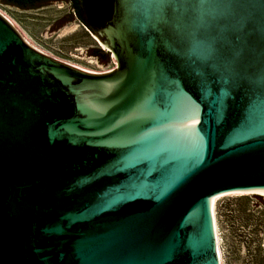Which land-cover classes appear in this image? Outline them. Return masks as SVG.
Returning <instances> with one entry per match:
<instances>
[{
	"label": "water",
	"instance_id": "water-1",
	"mask_svg": "<svg viewBox=\"0 0 264 264\" xmlns=\"http://www.w3.org/2000/svg\"><path fill=\"white\" fill-rule=\"evenodd\" d=\"M98 74L0 13V264H220L218 195L264 196V0H80Z\"/></svg>",
	"mask_w": 264,
	"mask_h": 264
},
{
	"label": "rangeland",
	"instance_id": "rangeland-1",
	"mask_svg": "<svg viewBox=\"0 0 264 264\" xmlns=\"http://www.w3.org/2000/svg\"><path fill=\"white\" fill-rule=\"evenodd\" d=\"M0 11L34 47L59 61L89 72L100 73L114 68L107 51H104L108 54L105 62H100L90 53L103 47L73 16L67 2H52L27 11L0 3ZM253 195L262 196L256 193L226 194L214 200L220 264H253L258 256L257 240L264 248V232L254 234V221L248 219V210H263L261 205L255 207ZM259 258L262 255L259 254Z\"/></svg>",
	"mask_w": 264,
	"mask_h": 264
},
{
	"label": "trees",
	"instance_id": "trees-1",
	"mask_svg": "<svg viewBox=\"0 0 264 264\" xmlns=\"http://www.w3.org/2000/svg\"><path fill=\"white\" fill-rule=\"evenodd\" d=\"M37 0H0V3L10 6V7H17V9H24V7H29L28 9L34 10L42 7L41 5L35 4ZM68 3L70 6L71 13L73 16H75L78 21L83 23L82 18L80 16V13L75 5L72 4L70 0H64ZM29 2V6L23 5V3ZM44 6V5H43ZM90 53L97 58L100 62H105L108 54L104 53V51L101 50H91ZM256 202L255 207L262 206L263 210H255V208L248 210V219L254 221L253 226L255 229H253L254 234H259V232H264V198L259 195H253L252 196ZM257 216L256 219L254 217ZM258 243V256L255 258L253 264H264V248L263 245L260 243V240H257ZM259 254L262 255V258H259Z\"/></svg>",
	"mask_w": 264,
	"mask_h": 264
},
{
	"label": "flooded vegetation",
	"instance_id": "flooded-vegetation-1",
	"mask_svg": "<svg viewBox=\"0 0 264 264\" xmlns=\"http://www.w3.org/2000/svg\"><path fill=\"white\" fill-rule=\"evenodd\" d=\"M64 0H37L36 2H34L35 4H38V5H46L48 3H52V2H62ZM72 2L73 5H75L80 13V16L82 18V6H81V1L80 0H70ZM23 5L25 6H29L30 3L29 2H26V3H23ZM17 8V7H15ZM29 7H24V9H20V10H24V11H27V10H30L28 9ZM82 21H83V18H82ZM101 51H105L104 49H102Z\"/></svg>",
	"mask_w": 264,
	"mask_h": 264
},
{
	"label": "bare ground",
	"instance_id": "bare-ground-1",
	"mask_svg": "<svg viewBox=\"0 0 264 264\" xmlns=\"http://www.w3.org/2000/svg\"><path fill=\"white\" fill-rule=\"evenodd\" d=\"M0 13L2 14V15H4L1 11H0ZM5 16V15H4ZM6 17V16H5ZM7 18V17H6ZM8 19V18H7ZM9 20V19H8ZM12 24H14V23H12ZM15 25V24H14ZM19 30V29H18ZM40 51V50H39ZM42 52V51H41ZM42 53H44V52H42ZM44 54H46V53H44ZM46 55H48V54H46ZM48 56H50V57H52L51 55H48ZM52 58H54V57H52ZM54 59H56V58H54ZM56 60H58V59H56ZM112 60H113V58H112ZM70 65V64H69ZM71 66H73V65H71ZM74 67H76V68H79V67H77V66H74ZM79 69H82V68H79ZM82 70H84V69H82ZM84 71H86V70H84ZM89 72V71H88ZM93 73H98V72H93ZM101 73H104V72H100V73H98V74H101ZM219 196V195H218ZM218 196H215L213 199H212V215H213V220H214V213H213V204H214V200L218 197ZM214 229H215V234H216V241H217V253H218V256H219V259H220V251H219V247H218V237H217V232H216V227H215V222H214Z\"/></svg>",
	"mask_w": 264,
	"mask_h": 264
},
{
	"label": "built area",
	"instance_id": "built-area-1",
	"mask_svg": "<svg viewBox=\"0 0 264 264\" xmlns=\"http://www.w3.org/2000/svg\"><path fill=\"white\" fill-rule=\"evenodd\" d=\"M97 59V58H96ZM112 66L114 67V64H113V60H112ZM112 67V68H113ZM107 71H110L109 69L108 70H106V71H100V72H107Z\"/></svg>",
	"mask_w": 264,
	"mask_h": 264
}]
</instances>
